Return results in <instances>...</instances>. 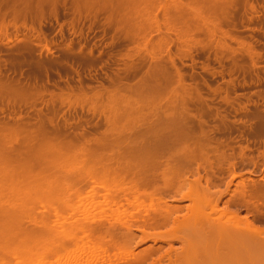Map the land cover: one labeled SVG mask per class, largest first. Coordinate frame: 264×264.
<instances>
[{
  "label": "bare ground",
  "instance_id": "6f19581e",
  "mask_svg": "<svg viewBox=\"0 0 264 264\" xmlns=\"http://www.w3.org/2000/svg\"><path fill=\"white\" fill-rule=\"evenodd\" d=\"M49 2L0 0V28H16L21 16L26 26L31 14L40 22L57 18L52 3L46 13ZM74 2L72 24L81 17L94 23L101 11L98 22L112 39L118 35L133 47L120 54L126 61L116 76L92 95L80 86L52 92L47 114L38 109L31 121L15 111L12 122L0 121V264H264V173L257 180L234 173L232 154L222 150L227 143L213 138L206 123L201 91L186 83L174 61L198 43L192 38L200 27L214 35L221 24L215 8L226 0ZM172 35L180 43L174 56ZM20 43H13L15 49ZM69 48L58 63L81 60L74 56L80 47L75 53ZM40 50L45 55L39 54L36 73L61 66L48 58V44ZM85 55L80 63L88 70L96 59L91 51ZM40 86L8 90L20 100H37ZM57 100L88 105L91 114L104 117L102 127L90 136L83 124L82 130L67 129L68 121H57ZM225 163L231 175L222 190L215 170ZM146 242L151 244L136 252Z\"/></svg>",
  "mask_w": 264,
  "mask_h": 264
},
{
  "label": "rangeland",
  "instance_id": "374dc122",
  "mask_svg": "<svg viewBox=\"0 0 264 264\" xmlns=\"http://www.w3.org/2000/svg\"><path fill=\"white\" fill-rule=\"evenodd\" d=\"M57 1L59 2L54 1L55 4L51 0L52 6H56L54 8L57 10V18L56 16L55 18L47 16L40 22L36 15L35 17L34 14H31L35 17V20L29 15L26 26L21 24V16V18H17V29L11 24L6 26L7 30L2 31L4 28H0V78L2 81L0 83L5 88V93L2 92L5 95L0 94V121L12 122L15 111L16 113L19 111L23 116L26 115L24 119L29 118L30 120L33 115L35 116L38 109L47 114L52 108L50 98L52 92L53 94L69 93L68 91H71V89L76 90L80 86L85 88L87 94L92 95V92L107 86L109 80L116 76L115 73L126 61L120 57V54L122 55L127 50L131 51L133 47L132 43L117 37L118 35H114L112 39L111 34L113 32H110L108 27L98 22L103 16L101 11L97 16V22H92L93 24L83 17L77 21L75 20L72 24L69 19L72 18L71 14L73 12L71 9L76 5L74 4L75 0ZM231 1L233 0H226L225 7L222 4L221 9L215 8L214 20L218 18L217 21H220L221 24L217 26L218 29H214V35L209 36L206 28H203L204 26L197 29V31L194 30L195 32L192 31L195 35L193 37L196 39L190 37L195 41L197 40L198 43L192 44L193 49L188 52L187 57L179 59L175 56L174 61L181 68V72L185 74L186 83L197 85L201 91L199 92L202 94L200 96L204 103L203 106L208 111L205 116L206 123L213 128V138L215 136L216 139H221L220 142L227 143L228 147L222 150L226 154H232V160L235 161L234 173L242 175L243 178L257 180L258 176L264 173V158L261 156L264 151V0H234L230 3ZM51 3L50 6L45 4L46 13L49 12V8H53ZM77 6L80 8L79 10L85 8L80 3ZM97 9L99 8L97 7ZM87 10L92 12L89 9ZM92 10L98 12L95 7ZM160 14L162 13L159 11L158 16L161 19ZM7 20L6 17L5 22ZM35 29H40V32ZM36 32L40 35H37ZM23 35L31 37L32 43L22 37ZM17 37L19 38L17 39ZM155 37L153 39H156ZM174 37L175 35H172L173 42L170 46L172 55L177 54L176 49L180 44L177 42V38ZM10 39L14 41L11 42ZM20 41L19 47L25 41H28L30 45L25 42L24 47H22L24 50L20 49V52L16 53L15 51H19V47L15 48ZM8 42L10 43L8 44ZM191 43L194 42L190 41V45ZM44 44H48L53 53L52 56L49 54L48 58L56 61L61 66L58 67V65V68L55 66L56 68H51L47 72L42 70V73L41 71L36 73L35 64L39 60V54L45 55V51L40 50ZM68 45L69 50L74 51L73 53L77 52L80 47L81 51L74 55L76 58L79 56V60H82L81 57L84 54L87 56V53L91 51L92 59H96L95 65L87 70L83 68L82 63H80L81 60L77 61L75 57L72 60L68 59V63H58L61 51ZM28 52L31 53L28 54ZM38 82L44 86H40L44 91L42 92L40 89L43 94H40L41 96L37 100L28 97L29 99H26V101L23 98L21 101L11 94L13 91L11 88L18 89V86L21 87L19 88L21 90L26 89L24 91L28 92L31 89L33 91L37 85H40ZM30 93L31 91H29ZM54 106L57 109V121L62 122V124L65 123L64 121H68L67 123L70 126L68 125L69 128L67 129L72 127L81 129L83 124V131L85 130V133L90 136V133L93 135L92 133H95L96 130L99 131L102 127L104 117L98 113L91 114V110L88 111L87 109L88 105H84L83 108L79 105L69 107L66 103L61 104L57 100ZM190 106L193 110V105L190 104ZM259 130H263L262 136L255 134ZM220 168L222 169L215 170L217 174L216 182L223 190L231 174L228 173L226 163ZM202 172L203 170L200 173L204 174ZM238 176L234 178L233 184L239 182L240 178ZM107 214L110 213L107 211ZM243 214H245L244 211ZM136 233L139 234L138 231ZM148 243L151 244V242H146L139 245L136 252L143 249L144 245H149ZM112 262H114L113 259L109 263Z\"/></svg>",
  "mask_w": 264,
  "mask_h": 264
},
{
  "label": "flooded vegetation",
  "instance_id": "af4514ba",
  "mask_svg": "<svg viewBox=\"0 0 264 264\" xmlns=\"http://www.w3.org/2000/svg\"><path fill=\"white\" fill-rule=\"evenodd\" d=\"M107 218H108V217H107ZM107 218H106V219H107ZM110 250H111V249H110ZM112 250H113V249H112ZM112 250H111V251H112Z\"/></svg>",
  "mask_w": 264,
  "mask_h": 264
}]
</instances>
